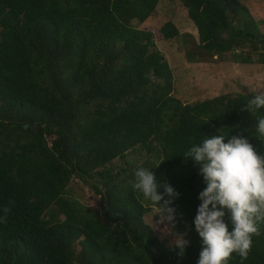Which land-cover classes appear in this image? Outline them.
Here are the masks:
<instances>
[{
  "label": "trees",
  "instance_id": "obj_1",
  "mask_svg": "<svg viewBox=\"0 0 264 264\" xmlns=\"http://www.w3.org/2000/svg\"><path fill=\"white\" fill-rule=\"evenodd\" d=\"M159 1L0 0V209L15 202L0 222V264H197L193 220L206 185L185 153L206 134L237 133L264 152V108L243 110L255 93L172 96L153 32L133 25ZM178 1L199 61L229 54L264 65V31L239 0ZM159 32L179 36L170 22ZM142 152L154 160L125 159ZM118 159L125 167L115 171ZM141 167L180 193L172 230L190 241L183 257L144 221L156 205L131 187ZM73 178L99 197L98 211L67 196ZM261 233L246 260L233 254L229 264H264V225Z\"/></svg>",
  "mask_w": 264,
  "mask_h": 264
},
{
  "label": "clouds",
  "instance_id": "obj_2",
  "mask_svg": "<svg viewBox=\"0 0 264 264\" xmlns=\"http://www.w3.org/2000/svg\"><path fill=\"white\" fill-rule=\"evenodd\" d=\"M262 108L264 90L257 91L243 110L255 115ZM256 133L257 139L264 138V117L257 119ZM185 157L198 165V174L206 185L198 194L200 204L193 220L201 238L197 264H229L233 254L246 260L264 225V152L240 133L206 134L188 148ZM134 177L133 191L157 206L158 223L175 227L177 209L172 205L180 193L167 182L158 183L150 168L137 169ZM160 188L163 192L158 191ZM14 203L10 201L0 209V222L7 221ZM175 235V247L183 257L190 241L184 238L186 233Z\"/></svg>",
  "mask_w": 264,
  "mask_h": 264
},
{
  "label": "rangeland",
  "instance_id": "obj_3",
  "mask_svg": "<svg viewBox=\"0 0 264 264\" xmlns=\"http://www.w3.org/2000/svg\"><path fill=\"white\" fill-rule=\"evenodd\" d=\"M251 17L256 21L261 31H264V0H239ZM170 22L179 31V36L164 40L159 29ZM139 29L153 32L155 49L158 50L172 70V96L182 103H194L212 99L220 95H236L255 93L264 90V65L236 64L231 62L229 54L224 57H205L198 60L196 46L198 44L197 30L188 19L185 7L178 0H160L154 13L144 22H133ZM192 58L190 60L187 59ZM256 56L253 55V59ZM146 158L154 160L153 155L129 153L126 160L143 162ZM116 171L125 167L122 161L115 160L112 165ZM67 196L93 210L99 209V197L93 191L73 178L67 187ZM158 208L151 206L144 221L151 226L154 233L168 246H175V233L172 225L158 223L160 216Z\"/></svg>",
  "mask_w": 264,
  "mask_h": 264
}]
</instances>
